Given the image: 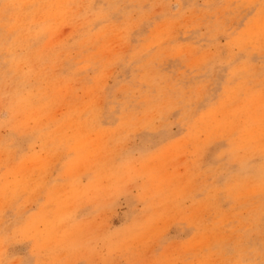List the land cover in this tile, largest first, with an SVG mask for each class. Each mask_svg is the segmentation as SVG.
Segmentation results:
<instances>
[{"label": "rangeland", "instance_id": "1", "mask_svg": "<svg viewBox=\"0 0 264 264\" xmlns=\"http://www.w3.org/2000/svg\"><path fill=\"white\" fill-rule=\"evenodd\" d=\"M0 264H264V0H0Z\"/></svg>", "mask_w": 264, "mask_h": 264}]
</instances>
